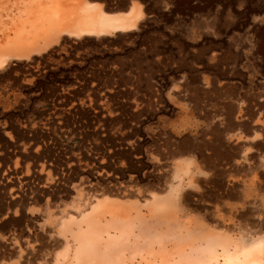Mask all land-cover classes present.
Instances as JSON below:
<instances>
[{
	"label": "rangeland",
	"instance_id": "1",
	"mask_svg": "<svg viewBox=\"0 0 264 264\" xmlns=\"http://www.w3.org/2000/svg\"><path fill=\"white\" fill-rule=\"evenodd\" d=\"M9 2L0 35L20 17ZM83 2L142 16L128 29L32 37L0 67V264H250L239 250L264 236V167L245 191L219 192V176L173 163L205 89L264 92V0ZM242 59L248 79L223 66ZM154 194L168 205L150 210ZM106 196L124 213L94 225L78 260L79 218Z\"/></svg>",
	"mask_w": 264,
	"mask_h": 264
},
{
	"label": "crops",
	"instance_id": "2",
	"mask_svg": "<svg viewBox=\"0 0 264 264\" xmlns=\"http://www.w3.org/2000/svg\"><path fill=\"white\" fill-rule=\"evenodd\" d=\"M106 13L116 16L122 14L135 16L133 25L118 29L135 26L142 16L141 10L137 7H131L125 12ZM261 33L260 35L263 36V32ZM262 40L264 42V36ZM248 62L249 60L242 59L227 62L223 66L229 75L240 71L244 72L245 78L248 79L247 77L251 75ZM214 83L218 86L222 85L221 81ZM205 85L208 86L207 83ZM247 91V88L240 84L237 92L233 94L222 92L215 99L208 94L211 90L205 89L202 101L190 105L191 110L196 113L195 122L188 135L191 145L184 149L186 154H182L173 163L175 170L192 171L197 176L204 177L219 176L222 181V186L217 189L219 192H230L234 188L245 191L246 177H250L254 171L264 167V115H262L264 92H257L255 99L249 101ZM182 143L183 141H180V147ZM145 168H148L147 165ZM137 171L136 179L145 176V172L140 176L139 172L142 171ZM234 176L241 177L242 180H235ZM93 178L96 183H100V179L95 175ZM56 189L58 190V186ZM155 196L158 194H154L153 199ZM153 199L148 205L150 210H155L152 205ZM162 199L169 202L168 198ZM121 211L123 210H118L115 214Z\"/></svg>",
	"mask_w": 264,
	"mask_h": 264
},
{
	"label": "bare ground",
	"instance_id": "3",
	"mask_svg": "<svg viewBox=\"0 0 264 264\" xmlns=\"http://www.w3.org/2000/svg\"><path fill=\"white\" fill-rule=\"evenodd\" d=\"M14 4H17V9H20L18 10L20 17L14 23H7L5 29H3V35H0V67L4 66L10 57L22 55L25 50L24 41L32 37L33 41L42 39L48 42L53 36L52 31H61L70 27H74L76 32L107 31L117 27H130L135 20V16L131 17L127 14L116 16L101 9L97 10L93 3L83 2V0H75L71 3H66V0H16ZM8 5H10L9 0H0L1 8L6 6L4 9H8ZM28 25L33 30H37L33 33L35 36L28 34L30 33L27 30ZM168 203L162 197L155 196L152 205L155 209H159L166 207ZM112 206V202L108 197L98 198L91 208L79 218V230L85 233L87 238L85 242H82L76 248L78 260L82 252L87 251L85 249L87 243L96 237L94 225L107 214L114 216L121 213L120 215H123V211L115 214L118 210H122L121 207L116 208L113 206L114 209ZM239 251H250L247 254V257L253 255L250 264H264V236L254 238L251 243L243 246V249L240 248Z\"/></svg>",
	"mask_w": 264,
	"mask_h": 264
}]
</instances>
